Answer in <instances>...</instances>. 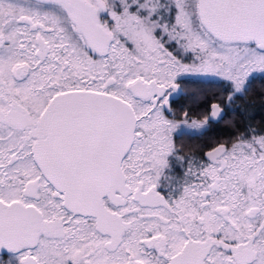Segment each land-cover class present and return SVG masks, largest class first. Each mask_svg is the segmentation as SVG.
Wrapping results in <instances>:
<instances>
[{"label": "snow or ice", "instance_id": "6c2138e0", "mask_svg": "<svg viewBox=\"0 0 264 264\" xmlns=\"http://www.w3.org/2000/svg\"><path fill=\"white\" fill-rule=\"evenodd\" d=\"M257 73L264 0H0V264H264Z\"/></svg>", "mask_w": 264, "mask_h": 264}, {"label": "trees", "instance_id": "16d2710c", "mask_svg": "<svg viewBox=\"0 0 264 264\" xmlns=\"http://www.w3.org/2000/svg\"><path fill=\"white\" fill-rule=\"evenodd\" d=\"M255 79L256 77L249 85L248 96L243 101L238 100L236 103L241 107H243L245 103L251 105L252 107L250 108V112L255 115L256 122L258 123L260 119L264 117V108H261L260 106L261 100L264 99V78H259V82ZM187 83L192 84L195 88H193L192 92L186 91L184 93L183 102L185 109H191L193 114L198 113V110L204 111L206 106H208L211 102H219L225 95L222 92L219 82L216 81L205 82L200 80L197 82L189 81ZM196 94H199L200 96H196ZM193 97L201 99V102L196 107L195 104L197 101H195ZM228 118H231V114L229 117H226V119ZM235 118L237 122H240L239 116H236ZM230 134L232 133L231 130H228V126H222L221 124L214 126L205 136L182 135L177 138L176 141L179 142L181 140L182 142L201 144L204 145V147H207L216 139L229 138Z\"/></svg>", "mask_w": 264, "mask_h": 264}, {"label": "flooded vegetation", "instance_id": "af4514ba", "mask_svg": "<svg viewBox=\"0 0 264 264\" xmlns=\"http://www.w3.org/2000/svg\"><path fill=\"white\" fill-rule=\"evenodd\" d=\"M187 82H189V81H187ZM183 97H184V95L182 93L180 95H173L171 97L173 109L180 108L181 110H186L185 106H184V102H183ZM181 110H179V112H181ZM221 124H222V126L226 125L224 122H222ZM179 137H177V138H179ZM176 143H177L178 147H180V146L183 147L185 153L196 152L197 154H199L201 152L200 154H202V151L206 150V147H204V145H201V144H194V143H187V142H177V141H176ZM182 171L183 170H182V168L180 167L179 164L173 165L172 174L174 176L178 177V176L182 175ZM160 190L163 191V192H167L168 191V189L166 187L162 188ZM0 254H3L5 256V259H7V254L6 253H0Z\"/></svg>", "mask_w": 264, "mask_h": 264}, {"label": "rangeland", "instance_id": "374dc122", "mask_svg": "<svg viewBox=\"0 0 264 264\" xmlns=\"http://www.w3.org/2000/svg\"><path fill=\"white\" fill-rule=\"evenodd\" d=\"M256 77V79L258 80V82L260 81V79L259 78H264V76H261L259 73H257V74H254V78ZM253 78V79H254ZM255 79V80H256ZM201 80H203V81H205V82H208V81H216V82H219V81H217V80H214V79H211V78H207V79H201ZM181 87H182V89H183V92H182V94L184 95V93L186 92V91H190V92H192L193 91V88H195V86L193 87V85L192 84H189V83H184V84H182L181 85ZM195 90V89H194ZM197 95H199V94H196V96ZM200 96V95H199ZM194 99H195V101H197L196 102V104H195V107L201 102V99L200 98H196V97H193ZM209 106V105H208ZM208 106H206V108L208 107ZM179 110H181L180 108H177V109H174V111H175V113L177 114V115H179ZM198 112H203V111H200V110H198ZM166 115H169L170 116V114H168V113H166ZM169 118H171V116L169 117ZM185 131L187 132L188 130L187 129H185ZM186 135H188V134H186ZM189 136H192V135H189ZM176 139H177V137H176ZM179 142H182L181 140L179 141Z\"/></svg>", "mask_w": 264, "mask_h": 264}]
</instances>
